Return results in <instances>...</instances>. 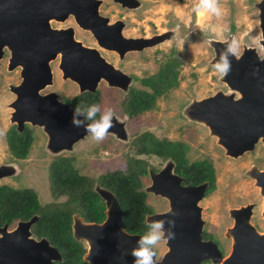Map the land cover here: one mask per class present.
<instances>
[{
	"label": "flooded vegetation",
	"instance_id": "1",
	"mask_svg": "<svg viewBox=\"0 0 264 264\" xmlns=\"http://www.w3.org/2000/svg\"><path fill=\"white\" fill-rule=\"evenodd\" d=\"M96 1L2 0L1 2L0 264H133V257L130 252L136 245L133 246L126 240L125 236L120 235L122 233H118L120 229L111 225L109 227L105 226L109 209L105 198L99 193L96 185L106 186L94 181L93 187L87 189L71 187L56 189L55 192L52 191L50 169L55 160L59 159L63 163L69 162L80 173H86L82 171V166H84L82 148L75 146L76 142L82 138L73 141L70 148L54 151L47 147L50 136L43 124L34 122L32 116L28 117L34 110H27L28 108L25 110L26 105L35 104L34 88L37 77V49L39 51L46 49L54 51V55L48 61L51 73L50 81L38 90L40 95H50L45 101L42 99L44 101L42 104L45 107V110L42 111H44L45 121L50 117V122L54 124H57L61 117L63 118L61 102L68 104L72 109L76 106L82 107L83 104L84 91L77 83V80L67 73V71H72L74 65L76 72L82 66V55L77 50L75 51L78 48L76 42H80L81 45L97 47L106 59L113 53L119 60L124 58L125 53L136 52L141 54L148 47L156 46L153 53L158 51L157 58L165 57V59L162 60L160 58L157 69L150 74H137L133 70L127 72L132 77L128 90L136 89V92H141V90L148 89V85L143 80L154 74L160 65L169 59L177 61L180 69L182 59L180 55L178 56L176 48L172 46L165 51L161 46L164 41L170 40L174 36L177 26L174 25L177 28L167 26L158 30V27H153L150 22L152 21L157 25L152 16H147V19L143 18L142 20L128 18L133 9L141 6L143 2L141 0H139L141 2L140 5L135 8L122 5L116 0H98L96 7ZM145 19L147 21L143 23ZM132 20L136 23L138 22L139 25L134 26L131 24ZM121 23L123 24V34L128 23H130V28L134 30V33L124 34L125 36L154 38L157 34L166 32L167 37L142 49H129L121 56L116 50L101 45L94 35V32H101L103 29L106 32L114 33L117 25ZM85 33L92 36L93 44L84 42L83 35ZM102 41L109 42V39L104 37ZM74 62L76 63L74 64ZM110 62L113 63V61ZM115 66L119 67L118 64ZM25 78L28 79L27 84L24 83ZM102 81L106 83L107 87L123 91L119 86L108 84L105 79H101L99 83ZM135 82H138V84H135ZM96 90L99 91V104H101V88L97 86ZM126 92L123 91L122 96L116 103L124 113L123 118L127 122L128 119L131 120L142 112L130 116L128 112L122 109L121 103ZM155 103L156 106L154 108L147 110H158V99ZM114 114L117 115L115 112ZM182 115L188 118L187 121L189 122L193 120L204 124L201 121L190 119L185 112ZM118 119L120 120L121 118ZM125 126L127 125L125 124ZM205 127L207 126L205 125ZM147 131L159 139L167 138L168 140L181 142L182 151L175 157H163L156 152L141 150V145L139 144L142 135L140 133L142 132L143 134ZM111 138L116 141L121 139L115 133L108 132L107 138L101 143L102 151L111 153L110 158L113 159L111 166L110 163H105V160L103 161L100 156H91L92 158H97L98 162H103L105 167L98 174L91 176L105 175L113 170L129 172L130 169L128 170L127 167L132 162H138L141 166L140 169H142L137 172L139 186L136 187V190L142 195L139 204L145 211L144 218L142 221L132 220V223H140L139 228L130 226V221L123 217V207L118 200L121 228L129 233H136L142 236L147 231L145 222L147 215L166 211L170 207L169 199L166 196L150 189L153 183L150 170L157 172L169 162L172 165L171 170L166 172V174L164 173L162 177L164 178L162 182H165V185L179 190L181 189L180 186H195L203 182L206 183V187L196 203L200 207L201 217L204 220L202 238L215 240L223 255L227 254L215 234L212 233V237L203 234L206 223L203 211L208 206L206 201L211 191L215 189L216 184V172L212 160L206 155H201V157L195 154L192 155L190 153V144L187 141L158 136L153 130L143 129L135 133L128 141L130 148L125 151L121 149L126 146L125 143H120V149H118V147L112 145L114 139ZM176 145L178 148L180 147V144ZM91 153L92 155L95 154L93 151ZM153 155L159 158V164H155L150 160L149 157ZM46 157L48 158L49 185L42 189L41 192H38L33 186L35 162ZM79 159L81 160L80 165L77 164ZM120 161H123V167L118 165ZM205 161L210 162L213 167L215 177L213 188L210 187V178L197 179L202 174L209 172V167L202 166ZM106 188L109 189L108 187ZM75 192H94L96 195L93 198L96 201L91 202L89 197L84 196H76L74 198L72 193ZM33 195L38 199L36 207L33 202ZM195 196L196 193H193V195L188 192L183 195L177 193L175 206L181 217L186 218L190 215L189 205L195 201ZM247 203H253L252 217L256 202L246 201L240 205ZM229 216L232 218L233 224V217L230 213ZM28 221L29 224H25ZM110 222L116 223V219L109 220ZM15 230L18 231L15 234H11ZM155 251L157 264H169V260L164 259L168 251L166 240L161 241ZM175 264H183V262L178 260ZM198 264L220 263L207 258L202 259Z\"/></svg>",
	"mask_w": 264,
	"mask_h": 264
},
{
	"label": "water",
	"instance_id": "2",
	"mask_svg": "<svg viewBox=\"0 0 264 264\" xmlns=\"http://www.w3.org/2000/svg\"><path fill=\"white\" fill-rule=\"evenodd\" d=\"M116 1L132 8L138 7L141 3L139 0ZM1 2L2 0H0V5ZM97 3L98 0L95 2L96 7ZM255 5L258 8L261 32L259 43L264 49V0L256 1ZM122 27L123 24L121 23L117 25L114 33L106 32L103 29L101 32H94V35L101 45L116 50L121 56L129 49H142L167 37L166 32L157 34L154 38L125 36L122 33ZM104 37H108L109 42H103L102 38ZM232 39L233 34L228 35L226 39L209 40L214 49L212 63L215 64L219 59L220 51L225 48V41L230 42ZM76 43L78 48L75 51L77 50L82 55V66L76 72L74 65L72 71H67V73L77 80L83 91L94 92L101 79H105L110 85L119 86L128 91L132 80L128 73L109 62L97 47L81 45L80 42ZM36 54L35 104L26 105L25 110L27 108V110H34L28 117L32 116L34 122L43 124L49 133L47 147L54 151L70 148L73 141L82 138L87 132L83 127L73 126V109L62 102L63 118L61 117L57 124H54L50 122L51 118L47 115L49 118L45 121L44 111H42L45 110V107L42 102L50 95H40L38 90L50 81L51 73L48 61L54 55V51L50 49L39 51L37 49ZM229 59L231 60V72L224 77H219L225 82L229 90L219 89L204 97L193 99L184 108V112L190 119L203 122L208 127L210 134L214 135L217 142L224 148L226 154L237 157L246 151L253 150L258 141H262L264 144V53L259 54L255 46L244 45L239 54L230 56ZM24 83H28L27 78H25ZM80 119H83V116ZM113 125L109 132L115 133L120 138H127L124 120H119L113 115ZM168 163L157 172L150 170L153 179L150 189L166 196L169 199L170 207L166 211L154 212L146 217L148 220L171 218L176 222L173 229L175 239L166 240L168 251L164 259H168L169 264H175L178 260H181L183 264H198L202 259L207 258L220 264H264V229L259 230L251 222L253 203L229 209V213L233 217V224L226 227L224 235L231 239V246L229 252L223 255L215 240L202 238L204 220L201 217L200 207L196 203L206 187V183L203 182L195 186H180L181 189L179 190L165 185V182H162L164 180L163 174L170 172L172 166L171 163ZM248 174L254 179L255 185L259 187V192L262 195V216L264 217V169L253 165L249 168ZM96 187L105 198L109 209L105 226L111 225L120 229L118 233L122 232L120 235L125 236L126 240L133 246L136 245L140 235L129 233L121 228L120 205L116 195L105 187L98 185ZM186 192L190 195L196 193V196L194 197L195 201L189 205L190 215L183 218L176 209L175 197L177 193L183 195ZM114 218L116 223H109V220ZM25 224H29V221ZM165 227L167 228L168 225L166 224ZM17 231L15 230L11 234H15Z\"/></svg>",
	"mask_w": 264,
	"mask_h": 264
},
{
	"label": "rangeland",
	"instance_id": "3",
	"mask_svg": "<svg viewBox=\"0 0 264 264\" xmlns=\"http://www.w3.org/2000/svg\"><path fill=\"white\" fill-rule=\"evenodd\" d=\"M141 1H143L141 6L133 9L128 18L142 20L143 18L147 19V16H152L157 25L152 21L150 22L153 27L157 26L158 30L167 26L174 27L175 25L178 27H174L178 29H175L174 36L170 40L164 41L161 46L165 51L172 46L175 47L178 56L180 55L182 59V65L179 69V83L158 98V110H145L126 122V119L123 118L124 113L116 103L125 90L110 88L103 81L100 82L98 88H101L102 93L101 105L112 108L113 112L117 114L114 115L121 118L120 120H124L127 125L125 126L127 138H119L118 141L111 138L114 139L112 145L120 149L119 144L125 143L126 146L121 148L125 151L130 148L128 141L135 133L148 129L153 130L158 136L185 140L190 144L192 155L209 157L215 167L216 184L206 201L208 206L203 211L206 220L204 229L215 234L225 253H228L231 239L227 238L224 232L226 227L232 224V218L228 213L231 207L239 206L246 201L256 202L251 221L259 229H264L262 195L259 193V187L255 185L254 179L248 174L249 168L253 165L264 169V144L259 141L253 150L232 157L225 153L224 148L217 142L216 137L210 134L204 124L193 120L189 122L182 113L193 99L204 97L219 89L229 90L225 82L220 80V75L214 70V63L211 62L214 49L210 44V39H226L228 35L233 34V38L237 41L234 45L236 54L242 51L244 45L255 46L259 54L264 53V49L259 43L261 32L258 8L255 5L258 0H220L223 14L219 18L208 15L198 16L192 10L194 0ZM146 19L143 20V23L147 21ZM132 22L130 23L134 26L139 25L138 22L133 20ZM159 22H161L160 25ZM130 23L123 31L125 35L134 33V30L130 28ZM213 28H216L215 32L212 30ZM83 37L85 43L93 44V38L90 34L85 33ZM155 48L156 46H150L141 54L136 52L125 53L124 58L120 60L110 52L111 56L108 58L115 65L118 64V68L126 73L133 70L137 74H150L157 69L160 60L165 59V57L157 58L159 53L158 51L153 53ZM140 134L142 135V132ZM76 143L75 146H79L83 151L84 166H82V171L96 175L105 168L103 162L100 163L97 158L91 156L96 157L98 155L111 166V162H113V159L110 158L111 153H104L101 149L102 142L95 141L90 134L87 133ZM91 151L95 154L92 155ZM149 158L153 163L159 164L157 156L153 155ZM83 159L81 158V160ZM81 160H78V165H80ZM47 162V157L35 162L33 186L38 192L49 185ZM118 165L123 167V161H120Z\"/></svg>",
	"mask_w": 264,
	"mask_h": 264
},
{
	"label": "trees",
	"instance_id": "4",
	"mask_svg": "<svg viewBox=\"0 0 264 264\" xmlns=\"http://www.w3.org/2000/svg\"><path fill=\"white\" fill-rule=\"evenodd\" d=\"M232 28H234V25H232ZM179 78L178 62L173 59L165 61L154 74L149 75L147 79L143 80L144 83L148 85V89L141 90V92H136V89H131L124 94L121 103L122 109L128 112L130 116H134L147 109L154 108L156 106V100L161 95L178 85ZM94 103H100L99 91H84L82 107L87 108V106ZM140 141L139 145H141V150L156 152L163 157H175L182 151L181 142H175L173 140H168L167 138L159 139L149 131L142 134ZM176 144H180V147L178 148ZM129 165L130 164H128L127 168L128 170L130 169V173L128 171L124 172L123 170H113L107 172L105 175L91 176L86 173H80L78 169L73 168L71 163H63L58 159L52 163L50 169V186L53 192H55L56 189L71 187L87 189L93 187L94 181H98L100 184L108 187L113 193H115L123 207V217L130 221V226L139 228L140 223H132V220L136 219L142 221L144 218L145 211L139 204L142 195L136 190V187L139 186V176H137V172L142 169H140L141 166L138 162H132V164ZM202 166H205L206 168L209 167V172H206L207 174H202L201 176L198 174L200 177L197 179L210 178V187L213 188L215 178L213 167L210 162L207 161H205ZM95 195L94 192L72 193L74 198L76 196L89 197V201L91 202L96 201L93 198ZM32 198L36 207L38 205V199L35 195H33ZM203 234L212 237V233L205 229Z\"/></svg>",
	"mask_w": 264,
	"mask_h": 264
},
{
	"label": "clouds",
	"instance_id": "5",
	"mask_svg": "<svg viewBox=\"0 0 264 264\" xmlns=\"http://www.w3.org/2000/svg\"><path fill=\"white\" fill-rule=\"evenodd\" d=\"M193 12L198 16L221 17L223 11L220 7V0H194ZM214 32L216 28L212 29ZM237 43L235 38L230 42L225 41V48L219 53V59L214 64V70L224 77L231 72L230 56L236 54L234 45ZM258 71V70H257ZM103 108V111L101 109ZM114 112L112 108L101 104H91L87 108L76 106L73 109L72 124L74 127H83L85 131L97 142H102L107 138L109 129L113 125ZM83 116V119L80 117ZM90 122V123H87ZM174 215V214H173ZM145 234L136 241V246L131 249L130 255L133 257V264H157L155 249L163 240L175 239V220L174 219H152L146 218ZM168 225L166 228L165 225Z\"/></svg>",
	"mask_w": 264,
	"mask_h": 264
}]
</instances>
